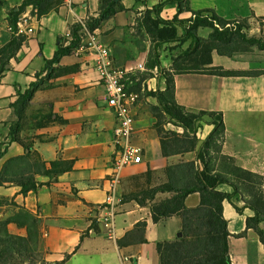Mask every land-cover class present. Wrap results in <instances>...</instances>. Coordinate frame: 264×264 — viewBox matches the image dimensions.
Returning <instances> with one entry per match:
<instances>
[{"label":"crops","instance_id":"obj_1","mask_svg":"<svg viewBox=\"0 0 264 264\" xmlns=\"http://www.w3.org/2000/svg\"><path fill=\"white\" fill-rule=\"evenodd\" d=\"M24 1L0 0V175L5 168V182L0 185V218L10 215L8 209L13 210V215L17 212L12 204L30 212L36 219L40 250L48 263L159 264L156 245L180 238L181 219L173 216L154 223L150 205L169 199L173 194L157 193L152 202L146 200L145 206L131 197L165 185L167 167L195 160L196 152L164 157L154 119L138 102L133 111L132 143L142 149L141 163L127 166L118 174L113 206L114 232L107 234L99 219L103 214L108 179L113 174L111 160L117 121L108 108L105 87L91 57L79 52L62 57L53 65L49 78L42 79L47 75L46 61L53 58L58 40L67 45L71 40L70 27L88 17H97L101 0H67L56 12L40 19L27 7L17 22L28 16L27 29H32V33L18 34L11 29L9 13ZM163 1L122 0L125 10L95 31L98 40L110 50L114 67L128 68L133 60L138 63L132 67L144 64L149 53L148 43L137 40L129 28L143 12ZM190 9L192 12L212 11L226 21L246 20L253 37L264 36V0H190ZM184 14L179 18H185ZM175 15L176 10L167 6L160 14L165 20ZM13 40L20 44L6 48ZM211 57L212 67L264 71V51L231 57L213 51ZM167 66L171 71L172 62ZM174 82L175 101L187 111L222 113L225 131L222 153L232 158L238 167L264 179V74L253 77L179 74ZM32 84H36V88L20 111L21 118L29 109L30 112L45 110L47 116L52 114L61 120L52 117L44 127L33 128L29 133L20 126L18 136L32 147L30 151L38 154L46 169H50L53 162H66L71 163V170L56 178L37 174L34 179L40 186L36 191L22 194L19 185L12 182L21 167L8 165V162L26 155L27 150L12 140L11 129L18 122L17 101ZM164 89L163 82L161 92ZM32 174L28 169L24 175ZM217 190L232 192L225 185ZM199 203L197 193L188 195L184 201L188 208H195ZM222 214L230 234L231 264H264V246L257 235L246 228V218L253 213L244 209L239 214L225 201ZM139 223L146 224L145 242L119 247L117 242ZM8 230L20 236L26 234V228L15 223H10Z\"/></svg>","mask_w":264,"mask_h":264},{"label":"trees","instance_id":"obj_2","mask_svg":"<svg viewBox=\"0 0 264 264\" xmlns=\"http://www.w3.org/2000/svg\"><path fill=\"white\" fill-rule=\"evenodd\" d=\"M67 0H25L16 10L9 13L11 29L16 33L17 18L27 7H31V14L38 19L56 12ZM176 10L172 20L166 21L160 16L164 7ZM122 0H101L97 17H88L86 20L72 25L69 29L71 40L64 45L58 40L57 50L50 61H46L45 70L49 73V66L58 64L62 57L69 56L80 47L81 38L93 34L101 25L114 17L118 12L124 11ZM191 13L196 18V24L191 27H181L184 32L180 41L191 43L181 56L171 59V71L164 77L165 89L158 93L159 106L152 109L158 113L155 130L160 138L161 150L164 157L196 152L195 160L179 162L168 166L166 174L168 181L165 185L133 195L131 198L140 206H145L146 200L153 201L157 193H172L173 197L151 204L152 221L157 223L161 219L178 216L181 219V236L171 242H160L156 245L159 264H231L228 248V225L223 217V203L228 202L237 213L242 214L249 209L252 217L246 218V228L252 230L264 246V179L261 175L238 167L234 160L222 153L224 141V122L221 112H189L175 101L174 77L179 74L197 73L220 77H253L264 74V71H229L220 67H212L211 53L215 51L220 56L231 57L236 53H247L252 48L264 51V40L258 37H248L244 30L248 29L246 20L226 21L212 11L192 12L190 0H164L152 10L142 14L141 28L154 39L156 46L150 47L147 57V68L152 71L160 67L157 45L177 41L178 16ZM207 13L211 20L199 19L200 15ZM161 26V27H159ZM200 26L210 28L212 32L207 39L198 37L194 32ZM169 27V29L167 28ZM20 42L13 40L6 48H16ZM148 72H146L147 74ZM149 78H143L148 80ZM36 84L21 95L17 101L19 105L18 122L11 129L14 142L24 147L26 155L12 159L8 165L21 167L19 174L12 182L18 184L20 192L26 194L36 191L40 186L34 176L39 174L48 178L71 170V163L53 162L50 169L40 160L36 152L30 151L31 146L18 136L21 126L22 111L32 98ZM20 100V101H19ZM211 117L212 129L207 135L202 148L196 150L198 139L196 137V124L202 116ZM61 120L52 114L48 120ZM166 118L183 130L182 134L165 131L161 122ZM38 139L41 140L40 137ZM23 163V164H21ZM7 167V166H6ZM32 175H24L27 170ZM25 172V173H24ZM5 168L0 175V185L5 182ZM221 185L232 189L231 193L218 191ZM197 193L200 203L195 208H188L184 201L190 194ZM2 203L0 202V205ZM238 204H242L240 207ZM17 212L9 220L0 219V264H62L48 263L44 260L40 250L39 235L36 229V219L27 210L12 204ZM15 223L26 228V234L20 236L12 234L8 225ZM146 224H137L133 231L117 242L119 247L126 243H144Z\"/></svg>","mask_w":264,"mask_h":264},{"label":"built area","instance_id":"obj_3","mask_svg":"<svg viewBox=\"0 0 264 264\" xmlns=\"http://www.w3.org/2000/svg\"><path fill=\"white\" fill-rule=\"evenodd\" d=\"M28 20L29 17L25 16L16 23V32L18 34L32 33V29H27ZM94 33L87 34L88 38L85 48L88 51L87 55L91 57L95 64L100 82L105 87L108 108L114 113L117 121L114 129L113 156L111 160L113 174L108 179V191L102 209L103 214L99 219V223L107 234L113 235L115 224L113 206L119 183L118 174L127 166L140 164L142 155V149L132 143V137L135 132L133 111L139 102V95L127 88L125 79L133 70L147 72V69L143 63L124 69L114 67L110 50L98 40ZM83 48L80 46L78 50L82 51ZM153 70L150 71L152 74L157 73V68ZM124 261H127V259L125 258Z\"/></svg>","mask_w":264,"mask_h":264},{"label":"rangeland","instance_id":"obj_4","mask_svg":"<svg viewBox=\"0 0 264 264\" xmlns=\"http://www.w3.org/2000/svg\"><path fill=\"white\" fill-rule=\"evenodd\" d=\"M144 13V12H143ZM142 13V14H143ZM142 14L138 17L136 23L134 24V26H131L129 29L132 33V35L139 41H146L148 43V47L150 49V47H154L156 46V43L154 41V39H152V37H150L149 35H147L144 30L141 28V22H142ZM180 16V15H179ZM179 21H181V24H178L176 27L177 30V41L175 42H167L161 45H157L158 50L157 53L159 55V62H160V67L157 68V73L152 74L148 68H147V59L144 61V66L147 69V74L146 72H140V71H132L131 74H128L127 78L125 79V83L127 85V88L129 90H132L134 92H136L139 95V103L142 106V109H147V112L149 113L150 116H155L158 113L152 112V109L155 107L159 106L158 103V93L161 92L160 88H161V84L163 85L164 82V77L165 74L167 72H170L167 69V65L171 64V59L173 57H177V56H181L182 53H184V51L186 49H188L191 40H188L186 43H182L180 41L181 37H183L184 32L181 29V27H187L189 29H191V27H193L196 24V18L193 17V15L191 14H184L182 15L185 18H179ZM174 17V16H173ZM168 19L166 21H170L172 20ZM199 19H208L211 20V15L207 14V13H203L200 15ZM165 20V19H164ZM248 24V22H247ZM161 27V26H159ZM249 24H248V29L244 30V33L248 36L251 37L252 35L249 32ZM169 29V27H167ZM192 30V29H191ZM212 32V30L210 28H206L203 26H200L196 29V31L194 32L198 37H201L203 39H207L209 34ZM94 35H96V32L94 33ZM253 37V36H252ZM87 35H84L81 38V42H80V46L84 47L83 50H76V52L79 53H84V54H88V51H86V42H87ZM258 38H262L264 40V36H258ZM62 44H65L64 41H62ZM259 50L257 48H252V50L248 53H253V52H258ZM239 54V53H236ZM243 54V53H240ZM137 61L133 60L130 62V64L127 66L128 68H131L132 65H135ZM135 63V64H134ZM138 63V62H137ZM50 70L49 73L45 76V78L42 79H47L49 78L50 74L53 73L52 69H53V65L49 66ZM125 68V67H124ZM123 68V69H124ZM154 71V70H152ZM193 73V72H192ZM187 74H191V73H187ZM149 78L148 80H143V78ZM29 110V109H28ZM26 109L25 111V115L23 116V118H21V128L22 130H25L27 133H29L33 128H40V127H44L46 121L48 122L47 119V112H45V110H41V111H33L30 112V110L28 111ZM154 119V117H153ZM210 121H211V117L204 115L201 118V121H199L196 124V137L198 139L197 142V146H196V150L195 151H199L202 146L203 143L208 135V130L211 129L210 127ZM154 123H156V119H154ZM161 127L163 129H165V131H170V132H174V133H178V134H182L183 130L179 127H177L174 123H170L169 120L166 118L165 121L161 122ZM264 187V185H263ZM264 191V188H263ZM239 206L241 204H238ZM2 206L0 207V213L2 211ZM11 211L10 215L6 214L5 216H1L0 219L2 220H9L11 219L12 215H13V210L8 209ZM264 227V224H263Z\"/></svg>","mask_w":264,"mask_h":264}]
</instances>
